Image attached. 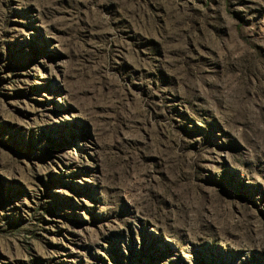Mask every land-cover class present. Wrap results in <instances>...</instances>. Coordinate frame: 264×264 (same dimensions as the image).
Here are the masks:
<instances>
[{
	"label": "rangeland",
	"instance_id": "1",
	"mask_svg": "<svg viewBox=\"0 0 264 264\" xmlns=\"http://www.w3.org/2000/svg\"><path fill=\"white\" fill-rule=\"evenodd\" d=\"M0 264H264V0H0Z\"/></svg>",
	"mask_w": 264,
	"mask_h": 264
}]
</instances>
